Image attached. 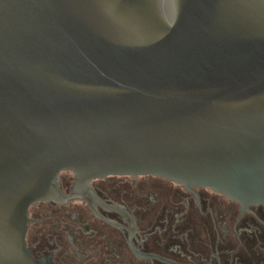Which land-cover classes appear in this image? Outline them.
<instances>
[{"label": "water", "instance_id": "obj_1", "mask_svg": "<svg viewBox=\"0 0 264 264\" xmlns=\"http://www.w3.org/2000/svg\"><path fill=\"white\" fill-rule=\"evenodd\" d=\"M62 173L264 204V0H0V264Z\"/></svg>", "mask_w": 264, "mask_h": 264}, {"label": "flooded vegetation", "instance_id": "obj_2", "mask_svg": "<svg viewBox=\"0 0 264 264\" xmlns=\"http://www.w3.org/2000/svg\"><path fill=\"white\" fill-rule=\"evenodd\" d=\"M29 209L26 245L45 264H264V204L155 176H109Z\"/></svg>", "mask_w": 264, "mask_h": 264}]
</instances>
